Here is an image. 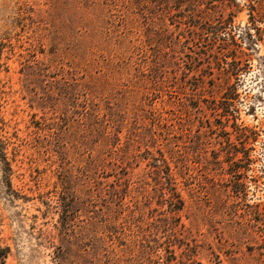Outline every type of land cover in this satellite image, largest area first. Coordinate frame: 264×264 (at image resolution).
<instances>
[{"label":"rangeland","instance_id":"374dc122","mask_svg":"<svg viewBox=\"0 0 264 264\" xmlns=\"http://www.w3.org/2000/svg\"><path fill=\"white\" fill-rule=\"evenodd\" d=\"M0 264H264V0H0Z\"/></svg>","mask_w":264,"mask_h":264}]
</instances>
